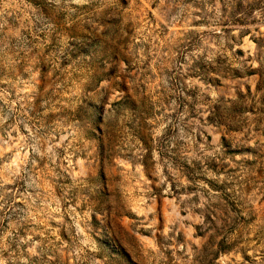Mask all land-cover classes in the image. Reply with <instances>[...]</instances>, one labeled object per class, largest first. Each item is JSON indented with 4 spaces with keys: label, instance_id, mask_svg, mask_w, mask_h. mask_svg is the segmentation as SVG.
Returning <instances> with one entry per match:
<instances>
[{
    "label": "rangeland",
    "instance_id": "1",
    "mask_svg": "<svg viewBox=\"0 0 264 264\" xmlns=\"http://www.w3.org/2000/svg\"><path fill=\"white\" fill-rule=\"evenodd\" d=\"M0 264H264V0H0Z\"/></svg>",
    "mask_w": 264,
    "mask_h": 264
}]
</instances>
